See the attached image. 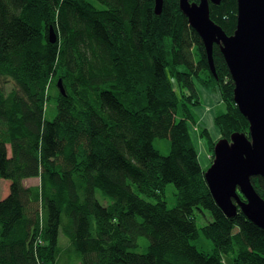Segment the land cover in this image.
<instances>
[{
  "label": "trees",
  "instance_id": "1",
  "mask_svg": "<svg viewBox=\"0 0 264 264\" xmlns=\"http://www.w3.org/2000/svg\"><path fill=\"white\" fill-rule=\"evenodd\" d=\"M210 10L232 35L237 0ZM213 58L217 76L180 0L160 16L155 0H0V264H264V230L240 210L227 218L205 178L219 139L249 137L218 45ZM203 91L225 108L217 141L195 130L208 138L207 169L193 138ZM252 184L264 200V177ZM196 210L212 221L199 228ZM201 233L213 253L192 243Z\"/></svg>",
  "mask_w": 264,
  "mask_h": 264
},
{
  "label": "water",
  "instance_id": "2",
  "mask_svg": "<svg viewBox=\"0 0 264 264\" xmlns=\"http://www.w3.org/2000/svg\"><path fill=\"white\" fill-rule=\"evenodd\" d=\"M221 2L180 0V9L201 37L215 76L213 49L215 45L220 46L235 85V102L249 122V137L235 133L230 139H219L215 144L213 162L205 178L227 218H235L240 210L264 230V200L252 184L253 177H264V0H237L238 22L230 36L211 18L210 4ZM163 4L164 0H155V12L159 16ZM49 39L51 43L57 41L53 28ZM58 88L65 95L62 81Z\"/></svg>",
  "mask_w": 264,
  "mask_h": 264
},
{
  "label": "rangeland",
  "instance_id": "3",
  "mask_svg": "<svg viewBox=\"0 0 264 264\" xmlns=\"http://www.w3.org/2000/svg\"><path fill=\"white\" fill-rule=\"evenodd\" d=\"M53 93H56V89L53 90ZM201 100L202 105L198 108L193 109V113L195 115V118L197 120V127L193 130V138L195 141V144L197 146L199 159L201 162V166L203 169H207L210 165V150H209V144H208V138L207 137H200L198 132H201L202 129H206L208 133L211 136V140L214 142L217 141L222 134L219 131V128L215 126L214 118L216 114L223 113L225 108L224 105H222V99L220 96V93L216 92H204L201 93ZM46 114V118L48 120H53L54 116L56 115V110H49ZM198 132H196V131ZM154 146L162 155H168L171 150V142L169 140H156L154 142ZM212 155V153H211ZM212 159V158H211ZM27 182V186H38L39 185V179L38 178H31ZM9 182L7 180H0V200L4 198L6 191L8 189ZM99 200L102 202L103 197L99 193L97 195ZM177 189L173 184H169L166 186V200L169 207H174L177 204ZM196 220L199 228H202L204 225L209 224L212 221L211 215L208 212H202L200 210H196ZM60 245L63 247V249L67 248L68 240L64 238V236L61 234L59 237ZM192 243L200 250L206 253H213V243L207 239L202 233L200 234V237L196 241H192ZM225 262L230 263L231 259L229 257L225 256ZM78 264V263H77Z\"/></svg>",
  "mask_w": 264,
  "mask_h": 264
},
{
  "label": "crops",
  "instance_id": "4",
  "mask_svg": "<svg viewBox=\"0 0 264 264\" xmlns=\"http://www.w3.org/2000/svg\"><path fill=\"white\" fill-rule=\"evenodd\" d=\"M204 92L208 93L207 91H203V93H204ZM28 180H29V179H28ZM28 180H27V181H28ZM39 182H40V180H39ZM26 184H27V182H26ZM39 184H40V183H39ZM32 186H35V185H32Z\"/></svg>",
  "mask_w": 264,
  "mask_h": 264
},
{
  "label": "bare ground",
  "instance_id": "5",
  "mask_svg": "<svg viewBox=\"0 0 264 264\" xmlns=\"http://www.w3.org/2000/svg\"><path fill=\"white\" fill-rule=\"evenodd\" d=\"M242 195V194H241ZM243 196V195H242ZM244 197V196H243Z\"/></svg>",
  "mask_w": 264,
  "mask_h": 264
}]
</instances>
